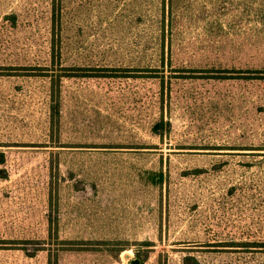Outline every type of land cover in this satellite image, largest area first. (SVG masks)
<instances>
[{"label": "rangeland", "instance_id": "rangeland-1", "mask_svg": "<svg viewBox=\"0 0 264 264\" xmlns=\"http://www.w3.org/2000/svg\"><path fill=\"white\" fill-rule=\"evenodd\" d=\"M262 245L264 0H0V264Z\"/></svg>", "mask_w": 264, "mask_h": 264}, {"label": "trees", "instance_id": "trees-1", "mask_svg": "<svg viewBox=\"0 0 264 264\" xmlns=\"http://www.w3.org/2000/svg\"><path fill=\"white\" fill-rule=\"evenodd\" d=\"M121 68H108L107 70H120ZM125 70H127L126 68H125ZM192 71H195V70H193V69H191ZM117 74H112V73H110V72H99L98 73V76H116ZM158 74H156L154 77H161V76H157ZM65 76V75H64ZM120 76H125V77H129L130 76V74H128L127 72H123V73H121L120 74ZM61 77H62V75L61 76H59V80L61 79ZM211 77H216V78H221V77H224V76H218V75H216V76H211ZM54 79H55V77H52V83L54 82ZM162 80H163V76H162ZM147 242H143V245H147L146 244ZM262 246H264V245H262Z\"/></svg>", "mask_w": 264, "mask_h": 264}]
</instances>
